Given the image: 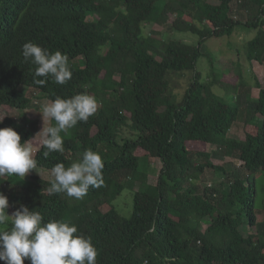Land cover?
<instances>
[{
  "label": "trees",
  "instance_id": "1",
  "mask_svg": "<svg viewBox=\"0 0 264 264\" xmlns=\"http://www.w3.org/2000/svg\"><path fill=\"white\" fill-rule=\"evenodd\" d=\"M152 23L199 40L145 33ZM240 28L256 30L245 53L264 64V0H0V106L26 110L35 98L53 102L80 93L98 102L87 122L61 133L63 153L47 158L37 122L26 113L6 117L0 128L12 127L22 143L38 145V169L68 167L88 149L105 161L104 186L79 200L50 195L53 179L0 178L9 215L24 205L45 223L75 224L99 250L97 264H264L257 207L262 197L264 209V86L258 80L255 100L242 71L219 73L211 58L212 80L198 70L204 44ZM28 41L68 55L67 84L33 82L36 65L22 55ZM241 117L245 136L235 139L229 133ZM215 157L242 164L229 169ZM152 158L162 163L157 183L150 182ZM210 169L224 176L219 185H203ZM128 186L139 188L129 218L114 205Z\"/></svg>",
  "mask_w": 264,
  "mask_h": 264
},
{
  "label": "clouds",
  "instance_id": "2",
  "mask_svg": "<svg viewBox=\"0 0 264 264\" xmlns=\"http://www.w3.org/2000/svg\"><path fill=\"white\" fill-rule=\"evenodd\" d=\"M22 55L25 62L36 65L33 81L36 85L43 86L49 79L58 85H65L72 78L66 53L59 50L51 52L28 41L22 46ZM28 90L31 91L30 88ZM3 106L14 108L8 104L0 108ZM32 106L31 103L29 108ZM29 108L17 109L18 116ZM97 110V99L87 93L70 98L58 96L53 102L43 105L39 112L42 113L44 124L46 120L55 122L40 131L43 132L42 147L46 149L43 156L47 158L53 152L63 153L64 138L61 133L67 134L78 122H87ZM3 119H0V123ZM21 140V134L14 128H0V178L17 177L23 180L32 170L37 171L38 163L34 157L36 149L31 140L23 143ZM104 168L102 156L88 149L79 161L70 166L65 167L63 163L54 166V179L48 193H64L70 198L83 199L90 188L104 186ZM8 208L9 198L0 192V260L5 264H25V259L30 264H97L99 250L90 236L78 232L75 224L60 220L45 223L40 212L24 205L12 215H9Z\"/></svg>",
  "mask_w": 264,
  "mask_h": 264
},
{
  "label": "rangeland",
  "instance_id": "3",
  "mask_svg": "<svg viewBox=\"0 0 264 264\" xmlns=\"http://www.w3.org/2000/svg\"><path fill=\"white\" fill-rule=\"evenodd\" d=\"M158 31V36L164 37L166 39H172L175 35L178 37H183L187 41L191 43H196L199 40V37L197 35H194L192 33H183V32H177L175 34V31L170 25H158L157 23H152L145 25V33L149 34L152 33V31ZM161 33V35H160ZM256 30H249L240 28L238 29L231 37L224 36L222 38H212L209 39L204 44V52L206 55L202 57L198 62V70L203 74V80L209 81L213 79L212 75V65L210 63V58L213 59V64L215 66V69L217 72L223 74H228L229 76H235L239 72L242 71V74L244 78L251 84L252 89V98L257 100L260 93V88L257 86L258 80L260 83L264 86V64H260L257 61L250 62L245 53L246 44L248 41L253 39L256 36ZM117 78H120V75H117ZM184 82L186 79L183 80ZM215 91L222 96L228 97L229 94L226 93L220 86L215 87ZM32 95V91L28 94ZM180 94L183 93V90L179 91ZM51 103L49 100L45 98H35L34 104L31 108H29L26 113L28 117L31 120H35L37 122L36 127V137L38 140V144H42L43 140V127H48L51 125V120H46L44 124V120L42 117V113L39 111L41 110L42 106L45 104ZM101 104H99L100 106ZM19 115V112L17 109L3 106L0 108V119H5L8 116L16 117ZM3 119V120H4ZM40 132V133H39ZM229 136L239 139L245 136V118L241 117L239 121L233 126L232 130L229 133ZM34 143V141H32ZM40 142V143H39ZM32 143V144H33ZM39 145V146H40ZM34 148H39L38 145H34ZM209 151L214 152L216 150V146L209 145L208 146ZM36 151L34 153V156L36 154ZM215 162L217 163H224L227 168L233 169L235 165L241 166V162L238 159L235 158H214ZM226 160V161H225ZM150 162V182L151 183H157V178L162 166L161 161L152 158L149 160ZM146 161H142L143 168L146 169ZM40 173H38V172ZM32 170L25 178L29 179L33 176H40L44 179H54V176L52 175L51 170L47 169H38ZM224 179V176L214 170H207L204 176V183L203 185H219ZM261 184V181H260ZM135 188L132 186H128L122 196H120L116 201H114L115 207L118 209V211L121 213L124 217H131L134 211V195H135ZM262 195V194H261ZM257 207L260 211H258V219L259 221H262L264 218V209H263V202L262 197L259 198ZM109 208L105 207L103 210L106 212ZM208 226V224L203 225V230ZM243 232L245 235L250 234V228L249 226L243 227Z\"/></svg>",
  "mask_w": 264,
  "mask_h": 264
}]
</instances>
